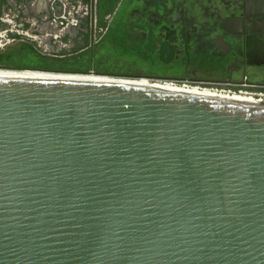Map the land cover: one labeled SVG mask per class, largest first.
<instances>
[{
	"label": "water",
	"instance_id": "obj_1",
	"mask_svg": "<svg viewBox=\"0 0 264 264\" xmlns=\"http://www.w3.org/2000/svg\"><path fill=\"white\" fill-rule=\"evenodd\" d=\"M0 264H264V105L0 76Z\"/></svg>",
	"mask_w": 264,
	"mask_h": 264
},
{
	"label": "flooded vegetation",
	"instance_id": "obj_2",
	"mask_svg": "<svg viewBox=\"0 0 264 264\" xmlns=\"http://www.w3.org/2000/svg\"><path fill=\"white\" fill-rule=\"evenodd\" d=\"M62 6L81 7L85 15L51 43V53L64 56L49 59L82 57L94 63L96 48L110 33V48L129 51L152 69L147 75H117L141 80L115 82L264 97V0H0V33L8 39L0 41V56L10 43H25L35 32L63 29L53 23Z\"/></svg>",
	"mask_w": 264,
	"mask_h": 264
},
{
	"label": "rangeland",
	"instance_id": "obj_3",
	"mask_svg": "<svg viewBox=\"0 0 264 264\" xmlns=\"http://www.w3.org/2000/svg\"><path fill=\"white\" fill-rule=\"evenodd\" d=\"M120 13H122V9L121 12L119 11V15ZM35 23L36 22L31 21L29 24L32 25L31 27H34ZM39 33L40 35H38ZM33 34H36L34 35V38H27L25 43H10L11 45H9V47H7L0 56V64L5 66H12L15 68L25 67L59 69L57 67H63V64L55 65L50 64L47 61V59H49L50 57L59 58L64 56V54L62 55L59 53H51V43L55 42L56 40L50 35L55 34V32H48L46 29H43L41 32H35ZM111 41L112 38L109 33L107 37L102 41V43L96 48V51L98 53L96 52V58H94V63H92V61L88 62V60H84V58L81 57L80 59L84 62L79 64H73L72 66L83 67L88 69L90 68L92 69V71L90 72H94L93 70L95 69L101 71L104 74L115 75H133L137 72L147 75L152 72V69L145 65L144 61H142L140 58H137L133 53L122 49L110 48L109 44ZM76 49L77 47H75V50ZM65 67L69 71L76 70V68H72L69 65H65Z\"/></svg>",
	"mask_w": 264,
	"mask_h": 264
},
{
	"label": "bare ground",
	"instance_id": "obj_4",
	"mask_svg": "<svg viewBox=\"0 0 264 264\" xmlns=\"http://www.w3.org/2000/svg\"><path fill=\"white\" fill-rule=\"evenodd\" d=\"M18 71V72H17ZM0 76L2 77H13V78H24V79H39V80H50V81H58V82H81V83H96V84H114L119 86H130V87H138V88H152L167 92H179L186 93L192 95H203V96H212L217 98H224L235 102H245L249 104L255 105H264V97L256 98L248 95H233V94H224L218 93L216 91H206L200 90L196 88H192L189 86H177V85H168V84H150L143 82H131V83H123L120 82H111V81H90L88 79H81L76 77H61L62 75H53V74H45L42 71L38 70H0ZM60 76V77H58ZM74 76V75H71ZM82 76V75H81ZM92 80V79H91Z\"/></svg>",
	"mask_w": 264,
	"mask_h": 264
},
{
	"label": "built area",
	"instance_id": "obj_5",
	"mask_svg": "<svg viewBox=\"0 0 264 264\" xmlns=\"http://www.w3.org/2000/svg\"><path fill=\"white\" fill-rule=\"evenodd\" d=\"M75 9L67 10V8L65 6H62L61 15L55 16L53 23L55 25L58 24L60 26V28H63V29H60L59 32H55V34L50 35L51 37H53L54 39L57 40L58 38H60L63 35L64 30H65L64 27L69 26V27H75L76 28L78 26L80 16L82 17L83 15H85V13L81 10L82 9L81 7H79V8L77 7ZM5 36H6L5 32L0 33V41L4 40L6 38ZM196 88H199V87H196ZM203 89H207V88H203ZM212 91H214V90H212ZM216 92H218V91H216Z\"/></svg>",
	"mask_w": 264,
	"mask_h": 264
},
{
	"label": "trees",
	"instance_id": "obj_6",
	"mask_svg": "<svg viewBox=\"0 0 264 264\" xmlns=\"http://www.w3.org/2000/svg\"><path fill=\"white\" fill-rule=\"evenodd\" d=\"M48 63L50 64H63V67H57L59 69H50V68H25V67H17L18 69H34V70H44V71H57V72H80V73H88L90 71H92V69H88V68H83V67H73V64H79V63H83L84 61L79 58H74L73 60H52V59H47ZM65 65H69L72 68H76V70L74 71H69L68 69H66ZM61 66V65H60ZM94 73H98V74H104L99 70H93ZM106 75H115V74H106Z\"/></svg>",
	"mask_w": 264,
	"mask_h": 264
}]
</instances>
